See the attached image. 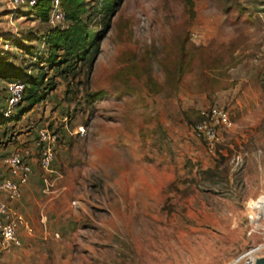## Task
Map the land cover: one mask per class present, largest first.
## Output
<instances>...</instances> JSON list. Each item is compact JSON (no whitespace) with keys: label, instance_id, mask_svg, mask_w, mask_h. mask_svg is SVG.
Segmentation results:
<instances>
[{"label":"rangeland","instance_id":"rangeland-1","mask_svg":"<svg viewBox=\"0 0 264 264\" xmlns=\"http://www.w3.org/2000/svg\"><path fill=\"white\" fill-rule=\"evenodd\" d=\"M84 7L98 55L64 77L42 59L49 26L0 0V161L27 150L32 168L17 201L0 193L30 228L0 264L264 257V0H120L106 28L101 0ZM16 70L49 89L4 117Z\"/></svg>","mask_w":264,"mask_h":264},{"label":"trees","instance_id":"trees-1","mask_svg":"<svg viewBox=\"0 0 264 264\" xmlns=\"http://www.w3.org/2000/svg\"><path fill=\"white\" fill-rule=\"evenodd\" d=\"M119 1L101 0L102 10L105 12L103 20L105 28ZM84 2L85 0H60L65 26L63 28L49 27L43 37L46 53L42 54V59L50 69L57 70L64 77H67V73L70 70L73 71L78 65L88 64L92 68L98 55L101 36L90 34L88 31L82 18L85 13ZM51 3L52 0H39L33 9L27 10L32 12L39 22L47 24ZM38 56L34 54V58ZM17 72L19 76L14 74L10 82L18 80L24 83L25 90L21 103L24 101L31 106L40 103L45 98L46 90L49 89L45 86V72L40 70L35 76L27 71L20 73L18 70Z\"/></svg>","mask_w":264,"mask_h":264},{"label":"built area","instance_id":"built-area-1","mask_svg":"<svg viewBox=\"0 0 264 264\" xmlns=\"http://www.w3.org/2000/svg\"><path fill=\"white\" fill-rule=\"evenodd\" d=\"M16 8L33 9L39 0H8ZM48 26L51 28L65 26L64 14L60 7V0H52L48 18ZM25 86L22 81H12L7 84L6 105L4 117H10L12 111L22 101ZM201 126H199L200 129ZM211 130H208L210 134ZM213 135V134H212ZM40 141L44 144L40 166L46 172L49 171V165L52 160L53 140L46 130L40 132ZM27 150L15 149L8 156L0 161V193L7 201H17L21 197V189L27 183L32 174V168L25 162ZM5 167L9 172V178H1V168ZM46 182V181H45ZM24 228L30 231L29 225L24 217L11 210L5 201L0 200V243L5 250L21 247V240L18 235V229ZM261 247H251L245 253L240 255L231 264H254L256 258H259Z\"/></svg>","mask_w":264,"mask_h":264},{"label":"bare ground","instance_id":"bare-ground-1","mask_svg":"<svg viewBox=\"0 0 264 264\" xmlns=\"http://www.w3.org/2000/svg\"><path fill=\"white\" fill-rule=\"evenodd\" d=\"M254 206H255L254 208L257 209L258 211H259V209H261L262 211H264V210H263V208H264V204H261V205H255V204H254ZM258 208H259V209H258ZM255 217H256V219L258 218V213H255ZM250 219H251V218H250Z\"/></svg>","mask_w":264,"mask_h":264},{"label":"water","instance_id":"water-1","mask_svg":"<svg viewBox=\"0 0 264 264\" xmlns=\"http://www.w3.org/2000/svg\"><path fill=\"white\" fill-rule=\"evenodd\" d=\"M254 264H264V257L256 258V260L254 261Z\"/></svg>","mask_w":264,"mask_h":264}]
</instances>
